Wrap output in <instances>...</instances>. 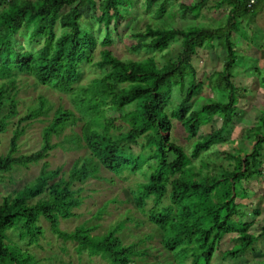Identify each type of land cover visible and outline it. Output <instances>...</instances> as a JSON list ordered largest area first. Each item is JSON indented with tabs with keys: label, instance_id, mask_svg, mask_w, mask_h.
I'll use <instances>...</instances> for the list:
<instances>
[{
	"label": "trees",
	"instance_id": "1",
	"mask_svg": "<svg viewBox=\"0 0 264 264\" xmlns=\"http://www.w3.org/2000/svg\"><path fill=\"white\" fill-rule=\"evenodd\" d=\"M167 1L158 3L155 17L167 13ZM208 1L180 2L177 13L185 20H196ZM134 2L0 0V135L14 125L7 152L0 155V181L15 169L41 163L30 183L0 203V264H41L12 238L35 244L43 235L40 220L57 238L74 242L78 254L87 252L105 264L142 260L147 249L123 243L119 237L122 223L100 236L91 235L94 229L86 225L71 232L59 228L60 221L73 217V209L82 204L81 185L98 179L101 169L114 176H137L131 199L159 234L166 256L163 264H211L223 239L230 235H236L235 244L222 254L223 259L235 260L264 243V222L255 232L250 230L260 214L258 205L248 212L246 205L239 203L248 197L245 185L264 181V114L258 118L261 131L251 128L247 138L249 143L255 142L256 149L248 151L240 142L236 148L219 151L227 163L216 166L214 174L194 165L212 147L233 142L237 90L232 72L237 52L232 37L238 34L236 26L243 17L255 16L264 0H215L210 8L221 11L224 20L217 26L174 29L163 23L145 24L142 31L129 35L134 42L130 52L151 55L123 61L107 47L112 44L111 30L118 29ZM152 4L153 0L141 2L146 12ZM86 11L93 14L92 30L83 26ZM18 36L21 40L16 41ZM176 40L177 53L171 56L169 47ZM213 42L223 53L221 70L208 74L204 82L198 81L193 59L197 51L211 49ZM97 45L102 49L96 60ZM154 54L160 55L159 60ZM250 59L254 71L256 59ZM87 66L100 75L81 84ZM20 75L31 77L35 86L66 96L71 107L60 105L48 117L51 107L40 97L20 115ZM214 79L216 98L188 110V105L196 102L198 88L206 85L215 91ZM174 91L183 97L172 108ZM41 117L47 123L40 147L19 154L25 126L44 121ZM214 119L220 121L219 127L196 138L200 128ZM173 120L181 123L187 140H194L189 154L171 141ZM78 124L77 133L73 128ZM58 148L84 153L67 171L53 169L47 159ZM245 217L251 220L245 222Z\"/></svg>",
	"mask_w": 264,
	"mask_h": 264
},
{
	"label": "rangeland",
	"instance_id": "2",
	"mask_svg": "<svg viewBox=\"0 0 264 264\" xmlns=\"http://www.w3.org/2000/svg\"><path fill=\"white\" fill-rule=\"evenodd\" d=\"M142 1L135 0L134 6L125 17L126 19L120 21L118 29L115 32L111 30L113 35L112 44L107 48L113 56L120 60L138 61L151 55L146 52H139L138 54L130 52V47L134 42L129 35L142 31L145 24L159 26L163 23L168 28L184 29L187 26H217L224 23L223 13L221 11L216 12L210 8L215 0L207 2V6L201 10L196 20L181 18L177 13V9L180 2L193 3L199 0L167 1L165 4L167 13L162 17L154 16V11L162 0H153V4L148 12L141 5ZM92 17L93 14L86 11V16L82 21L83 26L90 30H92ZM236 28H238L239 32L232 37L234 49L237 52V65L232 72L234 78L232 82L237 90V111L233 119V131L231 134L233 142L228 143V145L214 146L194 161V165L197 168L201 167L204 172L211 174L215 173L216 166H223L227 163L224 158L218 155L219 151L226 150L227 148H236L240 142L243 143L248 151L256 149L255 142L249 143L247 138L250 136L249 130L251 128H256L258 132L261 131L257 126L258 118L262 113L264 114V88H262L264 86L262 84H260L262 87L258 85L255 78H253L257 77L258 73L254 76L252 68L254 65L252 59H250L256 57V59L261 60L255 66L261 69V75H264V60L259 58L261 51H264V7L252 18L247 14ZM114 34L117 35L114 36ZM254 35L257 36L255 37ZM15 40H21V37L18 36ZM178 44V40H176L170 45L168 52H170L171 56H175L177 53ZM101 49V46H96V60L98 59V51ZM154 55L156 60H159L160 55ZM223 58V53L215 42H213L211 49L197 51L192 64L196 70L198 81L203 80L204 82V78L208 74L213 71H220ZM98 75H100V72L96 68L87 66L82 70L79 83L86 84ZM249 75L252 77V80H250V86L246 87L247 80L244 78ZM212 84H214L215 91L206 85L198 88L196 102L189 104L188 110L204 105L208 98H216L218 87L216 86L215 79ZM20 86L22 89L17 95L20 115L31 108L40 97L51 107L48 117H51L60 105H63L65 109L71 107L66 96L48 87L35 86L34 80L31 77L20 75ZM182 97L183 94L178 91L173 92L172 108L180 102ZM16 119H13V123H15ZM43 120L35 121L25 126L24 134L19 140V154H28L38 150L41 144L42 129L47 123L45 119ZM219 124L220 121L214 119L210 124L200 128L196 138H201L210 130L217 129ZM13 128L14 125L10 126L5 133L0 135V155H4L7 152ZM73 130L78 133L80 124L76 125ZM170 137L171 141L183 147L187 154L191 152L194 140L186 139V132L177 120L172 121ZM83 153L84 150L66 152L58 148L51 153L47 162L50 168L61 167L64 171H67L73 160ZM40 167L41 163L33 165L28 169L18 168L4 175L0 181V203L4 197L12 196L15 191L30 183L38 175ZM98 175V179H89L81 185L82 204L78 208L73 209V217L60 221L59 228L62 231L71 232L81 225H86L93 227L94 230L91 235L100 236L105 234L111 227L122 223L123 227L119 233V237L123 243L139 244L140 248L147 249L145 257L139 260L137 264H163L166 256L162 250L159 234L148 221L147 215L137 211L131 199L130 192L138 181L137 176H114L104 169H101ZM245 188H247L248 197L240 200L239 203L246 205L248 212L252 211L257 205L260 211V214L257 216V222L250 229L252 232H255L264 222V181L258 185L253 182L245 185ZM164 204H167V201ZM250 220L251 218L249 217H245L244 219L245 222ZM40 226L43 230V235L35 244L19 241L16 236L12 238L23 251L29 252L41 264H105L99 257L88 256L87 252L78 254L76 252V244L57 238L50 232L49 226L44 220H40ZM148 235H151L152 238L146 240L145 238ZM235 237L236 235H230L223 239L216 253L217 255H215L216 258H214L211 264H264V243L262 242L253 246L244 256L237 257L235 260H231V258L223 259L222 254L235 244ZM140 240L145 242L142 243Z\"/></svg>",
	"mask_w": 264,
	"mask_h": 264
},
{
	"label": "crops",
	"instance_id": "3",
	"mask_svg": "<svg viewBox=\"0 0 264 264\" xmlns=\"http://www.w3.org/2000/svg\"><path fill=\"white\" fill-rule=\"evenodd\" d=\"M254 36L256 37L257 35H254ZM263 53H264V51H263V52L261 51L260 56H259V58H261L262 60H264V59H263V58H264V54H263ZM255 59H256V57H255ZM258 61H261V60L256 59V65L258 64ZM261 72H262L261 69H259V68L256 67V70H254L253 73H254V76H256L257 73H258V74H257V77H253V78H255V80H256V82L258 83V85L262 84V85L264 86V80H263V79H264V75H263V74L261 75ZM233 79H234V78H233ZM233 79H232V80H233ZM244 79L247 80V83H246L245 86H246V87H249V86H250V82H251L250 80H252V77H250V75H249L248 77L245 76ZM248 80H249V81H248ZM232 83H233V82H232ZM262 85H260V86L262 87ZM262 88H264V87H262ZM262 114H263V113H262Z\"/></svg>",
	"mask_w": 264,
	"mask_h": 264
},
{
	"label": "built area",
	"instance_id": "4",
	"mask_svg": "<svg viewBox=\"0 0 264 264\" xmlns=\"http://www.w3.org/2000/svg\"><path fill=\"white\" fill-rule=\"evenodd\" d=\"M250 3H252V1Z\"/></svg>",
	"mask_w": 264,
	"mask_h": 264
}]
</instances>
